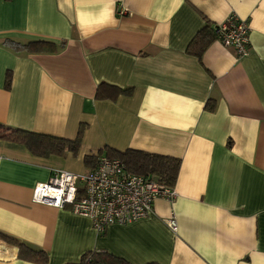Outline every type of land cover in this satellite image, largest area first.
I'll return each mask as SVG.
<instances>
[{
  "label": "crops",
  "instance_id": "crops-1",
  "mask_svg": "<svg viewBox=\"0 0 264 264\" xmlns=\"http://www.w3.org/2000/svg\"><path fill=\"white\" fill-rule=\"evenodd\" d=\"M232 14L248 23L246 56L216 39L200 58L185 52ZM6 39L64 44L26 53ZM100 82L133 94L95 99ZM0 123L65 139L85 125L76 156L0 140V232L45 251V264L91 250L130 264H264V0H0ZM105 146L177 158L175 198L100 233L67 206L32 201L36 184L87 172L84 156ZM17 251L0 239V264H41Z\"/></svg>",
  "mask_w": 264,
  "mask_h": 264
},
{
  "label": "built area",
  "instance_id": "built-area-1",
  "mask_svg": "<svg viewBox=\"0 0 264 264\" xmlns=\"http://www.w3.org/2000/svg\"><path fill=\"white\" fill-rule=\"evenodd\" d=\"M124 9H118L122 14ZM215 39L230 47L237 58L249 51V26L246 20L232 14L213 26ZM173 185H167L132 173L116 158L98 157L94 168L83 173L55 170L46 182L35 185L32 201L55 208L68 207L77 215L87 217L93 228L103 232L111 224H127L147 216L153 202L162 198L172 201ZM172 231L177 229L174 215L167 220Z\"/></svg>",
  "mask_w": 264,
  "mask_h": 264
},
{
  "label": "trees",
  "instance_id": "trees-1",
  "mask_svg": "<svg viewBox=\"0 0 264 264\" xmlns=\"http://www.w3.org/2000/svg\"><path fill=\"white\" fill-rule=\"evenodd\" d=\"M213 26L210 24L202 26L188 42L185 52L200 58L210 41L215 39ZM4 43L7 47L14 51L26 53H52L64 44L61 42L57 45L54 42L47 40L17 42L10 39H6ZM10 83L11 75L10 72H7L5 75L4 86L9 88ZM132 94V87L120 88L109 83L100 82L96 87L95 99H109L111 101H115L120 95L131 96ZM204 108L209 111H213L215 108V100H207L204 104ZM84 128L85 125L80 124L75 138L65 139L19 128H13L0 123V140L20 145L27 149L31 154L39 157H49L51 155L62 156L66 152H70L73 156H76L80 148ZM101 155L119 159L126 166L128 171L145 177H153L157 181L167 185H173L177 178L179 160L175 157L149 153L136 149L118 151L108 146L99 149L96 154L84 156L83 162L88 170L95 167L98 157ZM0 239L17 246V257L41 264L47 263L48 256L45 251L31 249L21 242L7 237L1 232ZM76 264L130 263L105 251L91 250L85 252Z\"/></svg>",
  "mask_w": 264,
  "mask_h": 264
}]
</instances>
